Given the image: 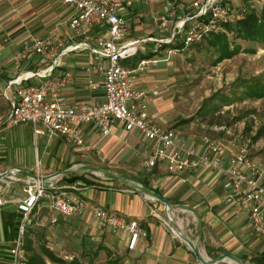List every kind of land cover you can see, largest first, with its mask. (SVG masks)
I'll return each mask as SVG.
<instances>
[{"label": "built area", "instance_id": "2783aa9c", "mask_svg": "<svg viewBox=\"0 0 264 264\" xmlns=\"http://www.w3.org/2000/svg\"><path fill=\"white\" fill-rule=\"evenodd\" d=\"M69 9L66 25L71 35L63 47L55 45V33L43 36L30 35L23 41L20 50L13 56L15 63L25 60L31 53L49 59L53 65L41 72H28L15 82L38 77L37 84L20 85L10 111L0 117V145L6 131L28 124L35 138H61L76 148L84 146L82 128L91 126L100 136L107 137L111 128L120 124L126 131H137L148 143L151 152L145 161L148 169L159 165L170 174H190L199 169L216 171L223 177L224 201L235 211L247 217L252 231L264 240V183L261 181V166L249 156V145L242 144L234 154L227 156V148L220 142L204 136L201 150L189 145L188 139L176 129H163L151 118L148 98L157 95L156 90H138L134 87L136 75L156 66L162 59L159 53H176L175 49H163L164 44H179L185 48L200 42L210 32L222 30V24L234 23L244 15L245 9L235 13L222 0H195L189 7L180 6L183 17L175 21L168 37L127 40L126 15L143 0H57ZM176 10L169 7L163 15L153 18L160 30H168L175 19ZM138 15L133 20L140 21ZM183 33V34H182ZM153 43L154 57L140 59L135 66L123 63L134 58L140 44ZM59 49V50H58ZM58 51V53H57ZM88 52L98 61L84 67L87 88L91 92H103L102 102L71 103L62 91L73 85L74 77L67 72L51 76L53 67L61 56L69 52ZM104 62V63H103ZM99 79V82L96 81ZM40 163L36 161L34 173L42 176ZM17 178H9L0 184V207L8 203L3 193ZM24 198L15 202L21 212L20 223L13 246L8 251L9 264H26L23 237L29 218L43 203L57 216L79 218L87 210L101 228L112 232L124 231L129 236V249H133L146 231L136 220H127L123 215L109 211L73 193L75 184L58 186L56 181L43 187L40 182L22 178ZM55 220H53L54 222ZM162 224L168 226L165 219Z\"/></svg>", "mask_w": 264, "mask_h": 264}, {"label": "crops", "instance_id": "0c3cea01", "mask_svg": "<svg viewBox=\"0 0 264 264\" xmlns=\"http://www.w3.org/2000/svg\"><path fill=\"white\" fill-rule=\"evenodd\" d=\"M50 1L52 0H0V117L2 118L8 115L11 102L16 99V90L20 85L28 83L35 85L42 79L35 77L28 81H21L20 85L15 80L23 78L25 73L41 72L53 65L51 60L33 53L19 63H15L13 60V56L20 50L23 41L28 36L33 35L28 34L25 36L23 33L25 16L34 15V13H31L33 12L31 6L35 5V3L45 4V7L47 6V10H49ZM243 1L246 3H258L257 0ZM146 5H148V1L145 2L143 0L142 3L137 4L128 12L126 18L130 20H128L126 27L132 24V22L133 24L136 23L133 19L138 16L140 11L144 10ZM251 6L254 8L253 5ZM25 9H27L26 12ZM66 11L69 14L68 8H66ZM163 11L166 10L163 9ZM155 28L157 27L155 26ZM58 31L59 28H56L55 30H48L45 34L54 32L55 45L63 47L67 42L69 34H64L63 40H60L61 35L57 33ZM144 38L163 39L154 37L151 34H147L141 38H129L127 28V40H142ZM61 41H64V43L61 44ZM149 45H153V43L140 44L137 54H152V48L151 50L147 48ZM83 55L80 52H69L61 56L50 75L60 76L67 72L72 73L74 77L73 85L64 88L62 91L68 102H102L103 92L101 89L97 92H91L87 88V76L84 72V67L89 62L86 60V56ZM151 57H154V55L152 54ZM92 58L90 63L98 61L95 57L92 56ZM138 61L132 58L123 64L130 67L135 66ZM150 67L152 66H149L148 69ZM156 71L158 69L152 70V72ZM96 81L99 82V79H96ZM156 85L157 82L153 81V77L148 74L139 75L134 82V87L138 90H143L144 88L148 91L156 90ZM156 97L148 98L147 102L149 111L153 113V115L151 114L152 120L163 129H173L165 125V121L160 116L166 102ZM29 130L32 135L30 128ZM82 131L84 142L87 146L84 144L83 147L76 148L57 137L48 139L49 146L53 144L57 146L60 142L67 144L72 148L75 155L84 153L88 148L97 147L104 154L113 152L109 163L121 164V166L125 165L131 168H133V165H138L135 161L139 158H144L145 160L142 162L143 166L141 169L137 170V172L126 171L123 174L136 177L137 179L138 177L143 178L144 184L152 189H157L164 198L172 202V205H187L195 209L199 213L202 222L201 243H205L208 240L217 242L213 246L209 244L203 245L208 256L214 258L224 252H228L243 261L249 260L248 262H250L251 257L264 254V240H260V238L255 236L247 217L225 203V192L222 189L223 177L220 173L208 169H199L190 174H170L161 165L155 167L151 172V169L145 166V161L151 152V144L145 141L137 131H126L120 124L114 125L107 137L100 136L98 131L91 126H84ZM6 133H4L0 145V162H2L0 164V173L12 167H20L34 172L24 164L16 163L15 160H13L14 163L6 162L7 158H10L6 152L8 146ZM181 133L184 136L186 135L185 137L188 139L190 146L197 150L202 149L200 136L185 134L184 130ZM10 142V144H15V136H13ZM228 153L227 156H230L231 154L229 155ZM253 161L257 163L254 159ZM49 164L48 161L47 166ZM69 164L73 166L76 163ZM107 167H110V165H107ZM41 173L47 175L43 171ZM23 177H17L12 182H19L22 185ZM260 179L264 183V166H261ZM75 185L77 190H74L73 193L86 199L90 205L117 212L127 220H136L146 231V237L140 238L133 249H129V236L124 231L112 232L107 230V235L104 236V232L101 234L99 241L96 243H102L110 249L117 257L124 261L123 264H199L188 248L180 240L172 236V230L169 226L162 224L164 215L160 208L161 206H158L161 204L154 203L143 195L137 194L115 181L100 179L97 186L81 187L78 183ZM90 189L106 193L104 200H99L98 196L96 197L90 193ZM11 192L13 193L12 186L6 188L2 197L8 203L0 207V264H9L8 251L13 246V241L17 235V227L21 219V212L18 209L19 203L15 202L20 200V196H11ZM21 192L23 193L22 187ZM107 192L112 193L113 203H109ZM22 195V198H24V193ZM93 200H96V203ZM184 213L186 212L174 210L173 216H176V220L180 221L181 219L182 225L176 222L182 226V230H187L191 235V216ZM84 214H88L93 218L90 210H87ZM61 219L68 218L55 215L45 203L41 207L34 208L27 227L34 230L32 237L35 243H39L40 237L41 241L44 242L45 235L48 236L47 233L50 229L59 226L58 223ZM53 220L55 221L53 222ZM217 253L220 254L217 255ZM246 254H249V256ZM47 264L52 263L47 261Z\"/></svg>", "mask_w": 264, "mask_h": 264}, {"label": "rangeland", "instance_id": "374dc122", "mask_svg": "<svg viewBox=\"0 0 264 264\" xmlns=\"http://www.w3.org/2000/svg\"><path fill=\"white\" fill-rule=\"evenodd\" d=\"M144 1H148V5L144 7L143 11L139 12L138 15L142 16L140 21L134 24L132 22V24L127 26L129 38H141L147 34H151L157 38L168 37L174 22L179 21L183 17V13L178 10V7H189L195 0ZM222 1L227 2L235 13L239 12L241 8H245L246 4L253 5L255 9H259L261 6L259 3H246L243 0ZM49 5V10H47L45 4L35 3V5L31 6L33 9L31 13H34V15L25 16V27L23 30L25 36L28 34L41 36L48 30H55L56 28H59L57 33L61 35L60 40H63L62 38L66 33L71 35L66 25V18L68 16L66 8L61 6L57 0L50 1ZM169 7H173L176 10L175 19L170 23L168 30L160 31L153 25V18L163 15L165 12L163 9L167 10ZM26 11L27 9H25ZM175 41V45H179L177 41H180V37H177ZM61 42V44L64 43V41ZM236 43H240L243 48H255V54L241 53L213 66L216 53L214 50L207 49L205 46H202L200 49L193 46L183 47L181 49L179 48L176 53L162 51L158 55V58L162 59V61L156 66H152L137 74L136 77L138 78L141 74H148L153 77V81L157 82L155 88L157 91L156 98L166 102L160 116L165 121L164 124L168 125L169 128H176L181 132L184 130L185 134L196 135L201 138L207 136L208 138L216 140L227 148L229 155L234 154L242 144L246 143L249 145L250 158L257 161V163L259 162L260 166H264V99L235 101L229 105H223L213 115H209L206 118L198 117L196 120L188 122L198 112L205 100L217 92L227 93L231 84L236 80L253 77L264 80V47L255 43L241 41H236ZM152 46L149 45L147 48L151 50L153 48ZM80 53L86 56V60L89 63L91 62L92 56L88 52L82 51ZM154 69H158V71L152 72ZM143 90L147 89L144 88ZM150 114L153 115L151 112ZM29 128L30 126L26 124L6 131V136L8 137L6 152L10 157L7 158V163H14L13 160H15L16 163H22L30 170L35 171L36 159H38V162H41L39 169L45 174H51L64 169V166L69 163H76L74 165L84 163V165L98 166L115 174H123L126 171L137 172V170L142 168V162L145 160L144 158H139L135 161L138 165H133V168L125 165L121 166V164L109 163L113 152L104 154L97 147L88 148L84 153L75 155L72 148L67 144L60 142L57 146L54 144L49 146L48 139L45 136H39L34 139L29 132ZM259 132V138L256 141H252V138ZM13 136H15V144H10ZM48 161L50 164L47 166ZM107 165H110V167H107ZM85 175L92 182L91 176L94 175L90 173H86ZM95 177L99 178L97 176ZM60 180H55L57 185H69V183ZM77 183L81 187L86 186L80 182L74 184ZM10 186L13 187L11 196H20L19 199H21L23 196L21 183L12 182ZM90 193L96 197L98 196L99 200H104L106 195L103 191L92 189H90ZM107 196L109 203H113L112 193L107 192ZM93 201L96 203V200ZM153 202L156 203L155 201ZM158 206H161V210L163 209L162 205ZM184 214L189 215L187 212ZM189 216H191V235L187 230H183V232L185 234L187 233V236L193 242H197L196 222L191 214ZM173 219L182 225L181 219L180 221L176 220V216H173ZM58 224L59 226L48 231V236L45 235L44 242L41 241L40 237L39 243L45 244L54 254L67 261L72 256L79 255L80 243L83 239H91L97 242L103 232L104 236L107 235L108 230L101 228L97 221L88 214H84L79 218L61 219ZM172 236L179 240L173 232ZM214 242L209 240L205 243L198 242L199 251L203 257L212 258L208 256L203 245L209 244L213 246L217 244L216 241ZM39 243L35 245V248H39ZM246 255L249 256V254ZM82 264H85V262L83 261ZM97 264H104L103 253H101ZM219 264L234 263L224 261Z\"/></svg>", "mask_w": 264, "mask_h": 264}, {"label": "trees", "instance_id": "16d2710c", "mask_svg": "<svg viewBox=\"0 0 264 264\" xmlns=\"http://www.w3.org/2000/svg\"><path fill=\"white\" fill-rule=\"evenodd\" d=\"M257 1L261 5L259 9L253 8L250 4H246L244 15L241 18L237 19L234 23L222 24L221 31L210 32L200 42L193 43L188 47L193 46L200 49L202 46H205L207 49L214 50L216 56L213 61V66L241 53L255 54V48H243L242 45L236 43V41L255 43L264 47V0ZM183 47L182 44H164L162 46L163 49L169 48L175 50H179V48L181 49ZM151 55V53L148 55L140 53L137 54L134 59L140 60L143 58H150ZM227 93L217 92L210 96L188 122L194 121L198 117L206 118L209 115H213L218 112L223 105H229L235 101L264 99V80L258 77L238 79L231 84ZM259 135L260 132L252 138V141H256ZM70 166L71 164L66 165L65 168L67 169ZM153 170L154 168L151 169V172ZM91 179L92 182L86 178L85 174H82L65 176L62 177L60 181L69 184L81 182L86 186H97L98 182H100V179L95 176H91ZM138 180L144 184L143 178L138 177ZM144 185L147 186L146 184ZM149 188L163 196L157 189ZM169 202L172 204L171 201ZM32 222L34 221L32 220ZM33 234L34 230L27 227L23 237V250L26 255V264H47V261L52 264H82L83 261L85 264H97L101 253L104 255V264H123L122 259L117 257L110 249L105 247L102 243H96L91 239H83L80 243L79 255L67 261L58 257L43 243H39L38 249L35 248L37 243H35L32 237ZM250 262L252 264H264V254L262 253L259 256L251 257Z\"/></svg>", "mask_w": 264, "mask_h": 264}, {"label": "water", "instance_id": "95a60500", "mask_svg": "<svg viewBox=\"0 0 264 264\" xmlns=\"http://www.w3.org/2000/svg\"><path fill=\"white\" fill-rule=\"evenodd\" d=\"M86 173H90L104 180L119 182L120 184L131 189L133 192L143 195L146 199L161 204L163 206L162 212L165 220L168 223V226L170 227L174 235L188 248V250L196 258L199 264H219L224 261H229L234 264H251L250 262L243 261L228 252H224L214 258L203 257L198 247V242L201 240L202 236V222L199 213L195 209L187 205L170 204V202L166 198L142 184L136 177L130 175L115 174L98 166L84 164L73 165L67 169L64 168L54 173L42 176H38L34 172H31L24 168L12 167L0 173V184L2 183V181H8L9 178L24 176L32 181L40 182L43 187H47L51 182H54L57 179H61L62 177L69 175H82ZM174 210L187 212L194 217L198 234L197 242H193L183 232L181 226L173 219Z\"/></svg>", "mask_w": 264, "mask_h": 264}]
</instances>
